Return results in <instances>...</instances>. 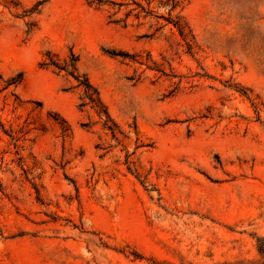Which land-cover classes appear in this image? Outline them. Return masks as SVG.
I'll list each match as a JSON object with an SVG mask.
<instances>
[{
  "label": "rangeland",
  "instance_id": "374dc122",
  "mask_svg": "<svg viewBox=\"0 0 264 264\" xmlns=\"http://www.w3.org/2000/svg\"><path fill=\"white\" fill-rule=\"evenodd\" d=\"M92 1L0 0V264H264V0Z\"/></svg>",
  "mask_w": 264,
  "mask_h": 264
},
{
  "label": "trees",
  "instance_id": "16d2710c",
  "mask_svg": "<svg viewBox=\"0 0 264 264\" xmlns=\"http://www.w3.org/2000/svg\"><path fill=\"white\" fill-rule=\"evenodd\" d=\"M95 0H93L92 2H94ZM101 1L100 0H96V3L99 4ZM50 64H52L55 68H57L58 70H62V69H66L68 66L72 67V70H70L68 72V74H70L77 82L79 86H83L84 87V91L88 93V91L91 89L90 84L87 82L86 78H84L83 80L80 79V77L78 75L74 74V70L75 67L73 65V62H68L65 65H60L57 64L56 62H50ZM259 251L262 252L261 248H259Z\"/></svg>",
  "mask_w": 264,
  "mask_h": 264
}]
</instances>
